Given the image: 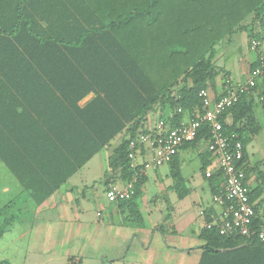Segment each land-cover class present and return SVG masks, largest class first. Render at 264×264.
I'll list each match as a JSON object with an SVG mask.
<instances>
[{"label": "crops", "instance_id": "obj_1", "mask_svg": "<svg viewBox=\"0 0 264 264\" xmlns=\"http://www.w3.org/2000/svg\"><path fill=\"white\" fill-rule=\"evenodd\" d=\"M236 34L215 46L217 75L207 87L214 99L221 94L226 78L234 83L245 81L250 66L264 55V46L250 51L246 33L242 46L236 48ZM71 69L49 64L44 66V77L16 76L3 89L0 152L9 165L0 159V262L15 264L16 258L17 264H198L204 245L199 232L206 216L215 211L202 167L206 164V176L215 173L219 170L217 159L203 158L205 144L178 152L173 163L188 191L181 199L174 189L172 164L148 171L137 199L141 226L124 222V213L106 201L104 173L108 157L126 129L78 167L94 148L102 117L85 116L91 129L79 117L96 94L84 93L83 82L71 76ZM262 96L258 90L248 95L259 131L245 146L246 180L260 219L264 216ZM170 116L167 107L158 106L146 117L144 126L152 131L162 122L165 130L170 129ZM184 119L182 122L189 115ZM225 120L230 122L229 117ZM149 159L144 151V160ZM110 182L119 187L124 184L114 178ZM148 190L154 193L151 198L146 196ZM37 199L44 201L37 204Z\"/></svg>", "mask_w": 264, "mask_h": 264}, {"label": "trees", "instance_id": "obj_2", "mask_svg": "<svg viewBox=\"0 0 264 264\" xmlns=\"http://www.w3.org/2000/svg\"><path fill=\"white\" fill-rule=\"evenodd\" d=\"M240 32L246 33L249 41L264 35V0H0V103L5 101L3 89L16 76L42 78L47 75L46 65L69 66L71 76L83 82L84 93L96 94L79 117L87 128V114L102 117L94 148L78 167L126 129L108 157L104 173L106 185L111 178L126 183L133 175L128 145L139 134L149 132L144 126L146 117L158 106H165L171 112L167 119L170 129L188 115L189 119L191 115L200 117L198 93L217 75L215 46ZM256 65L257 61L250 70ZM28 68L38 71H14ZM247 98L248 94H241L221 116L223 132L236 135L241 142L246 164L245 146L259 131L253 104ZM2 110L0 105V113ZM208 139L204 125L180 150L200 144L207 148ZM176 156L170 162L171 176L181 199L188 191L174 164ZM207 156H211L208 151L203 158ZM0 159L8 164L3 152ZM205 167L202 174L213 196L220 192L224 177L219 170L206 176ZM16 177L23 184L21 177ZM144 179L137 180L129 200L113 203L124 213L123 221L134 226L142 222L137 199ZM249 197L253 203L252 192ZM43 201L35 200L37 204ZM254 211V225L264 227V216L258 217L255 206ZM209 215L206 222H210ZM199 238L204 245L198 264H264V247L256 242L221 236L215 228L205 227Z\"/></svg>", "mask_w": 264, "mask_h": 264}, {"label": "built area", "instance_id": "obj_3", "mask_svg": "<svg viewBox=\"0 0 264 264\" xmlns=\"http://www.w3.org/2000/svg\"><path fill=\"white\" fill-rule=\"evenodd\" d=\"M264 46V35L260 39H251L249 49L252 52ZM264 91V55L260 54L257 65L249 71L248 77L241 83L224 80L221 94L214 99L207 89L198 93L202 114L193 116L177 127L166 129L159 122L155 129L139 134L128 145L127 157L133 172L132 179L119 187L114 182L106 186L105 198L108 203L129 200L137 180L150 170L168 165L178 154L180 148L193 141L199 130L205 125L209 130L207 151L217 159L218 169L224 177L221 190L212 196L215 211L210 214V222L203 227L215 228L218 234L226 237L241 238L245 243L256 242L264 247V227L254 225V205L250 201V189L246 180L247 165L243 162V146L234 134H225L221 116L232 108L241 94H253ZM263 93V92H262ZM264 95L262 96V98ZM181 110L178 109V112ZM144 151L149 160H144ZM210 174L208 173L207 176Z\"/></svg>", "mask_w": 264, "mask_h": 264}, {"label": "rangeland", "instance_id": "obj_4", "mask_svg": "<svg viewBox=\"0 0 264 264\" xmlns=\"http://www.w3.org/2000/svg\"><path fill=\"white\" fill-rule=\"evenodd\" d=\"M249 22V20H247L246 21V23H248ZM233 40H235V47L237 48V47H239V46H242V41L243 40H245V34L244 33H237L235 36H234V38H233ZM249 41V40H248ZM233 46V47H234ZM191 170H194V166H191ZM149 189V188H148ZM106 191V190H105ZM154 195V193H153V191H150V190H148L147 191V195L146 196H149V198H151L152 196ZM103 202V201H102ZM147 205L148 206H150V201H148V203H147ZM13 259V258H12ZM14 261V263L15 264H17V262L19 261L18 259H14L13 260Z\"/></svg>", "mask_w": 264, "mask_h": 264}]
</instances>
